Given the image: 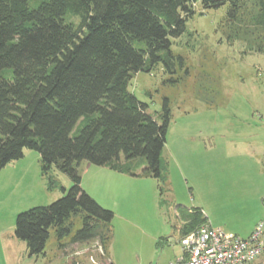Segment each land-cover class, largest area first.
<instances>
[{
    "label": "trees",
    "instance_id": "trees-1",
    "mask_svg": "<svg viewBox=\"0 0 264 264\" xmlns=\"http://www.w3.org/2000/svg\"><path fill=\"white\" fill-rule=\"evenodd\" d=\"M198 3L228 5L227 43L264 54V0H0V172L29 149L45 175L56 165L73 184L51 205L17 216L15 235L30 257L44 254L52 231L70 236L74 216L82 220L72 242L101 236L107 250L103 229L111 231L114 213L83 189V162L133 175L129 165L144 158L143 175L166 182L169 102L154 119L129 85L159 64L174 73L181 58L173 40L187 32ZM180 218L182 236L208 224L199 208Z\"/></svg>",
    "mask_w": 264,
    "mask_h": 264
},
{
    "label": "rangeland",
    "instance_id": "rangeland-1",
    "mask_svg": "<svg viewBox=\"0 0 264 264\" xmlns=\"http://www.w3.org/2000/svg\"><path fill=\"white\" fill-rule=\"evenodd\" d=\"M227 9L198 3L187 32L173 40L172 52L181 58L174 73L159 64L130 82L129 91L154 119L169 102L166 182L143 175L144 158L129 165L133 175L95 165V175H84L87 162L78 168L83 189L114 213L111 231L103 229L104 238L111 235L107 250L101 236L72 242L82 220L74 216L70 236L59 240L52 231L44 254L30 257L15 235L17 216L51 205L73 184L56 165L45 175L40 154L26 149L0 172V264H150L157 239L176 233L181 210L196 208L228 236L246 239L259 227L264 236V54L244 55L243 43H227ZM178 235L170 240L181 248ZM255 264H264V256Z\"/></svg>",
    "mask_w": 264,
    "mask_h": 264
},
{
    "label": "built area",
    "instance_id": "built-area-1",
    "mask_svg": "<svg viewBox=\"0 0 264 264\" xmlns=\"http://www.w3.org/2000/svg\"><path fill=\"white\" fill-rule=\"evenodd\" d=\"M179 243L182 254L171 264H255L264 256L262 227L244 239L206 224L182 236Z\"/></svg>",
    "mask_w": 264,
    "mask_h": 264
},
{
    "label": "crops",
    "instance_id": "crops-1",
    "mask_svg": "<svg viewBox=\"0 0 264 264\" xmlns=\"http://www.w3.org/2000/svg\"><path fill=\"white\" fill-rule=\"evenodd\" d=\"M83 164L84 163H82L81 165H83ZM83 172H84V175L92 173V165L89 163L84 164V171ZM92 174L95 175V173H92ZM82 185H84V177L82 178ZM184 223L185 222L180 218V224L176 228V233L171 234L169 236V238L166 236H161L157 239V243H156L157 248H156L155 253H154L155 256L150 261V264H171L172 262H174L175 260L180 258L181 254H182L181 248L179 246L171 244L172 239L170 240V238H173L174 240H176V234L177 233L179 234L178 235L179 239L182 237V228L184 226ZM160 248H161V250H159ZM164 256L166 258H169V260L167 262L163 263L162 260H163ZM110 264H113V263L110 261Z\"/></svg>",
    "mask_w": 264,
    "mask_h": 264
}]
</instances>
